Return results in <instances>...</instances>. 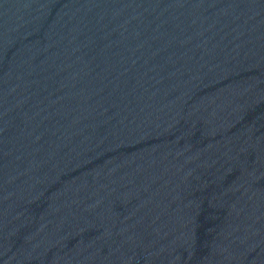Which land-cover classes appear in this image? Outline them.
<instances>
[{
  "label": "water",
  "instance_id": "water-1",
  "mask_svg": "<svg viewBox=\"0 0 264 264\" xmlns=\"http://www.w3.org/2000/svg\"><path fill=\"white\" fill-rule=\"evenodd\" d=\"M0 264H264V0H0Z\"/></svg>",
  "mask_w": 264,
  "mask_h": 264
}]
</instances>
